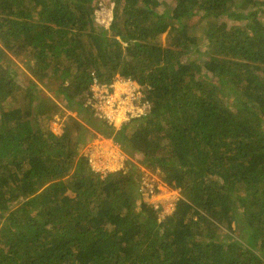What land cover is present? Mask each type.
Here are the masks:
<instances>
[{
	"label": "trees",
	"instance_id": "obj_1",
	"mask_svg": "<svg viewBox=\"0 0 264 264\" xmlns=\"http://www.w3.org/2000/svg\"><path fill=\"white\" fill-rule=\"evenodd\" d=\"M117 76L151 103L119 128L87 104ZM40 84L84 121L49 129ZM97 134L179 188L171 214L134 162L93 170ZM0 264H264V0H0Z\"/></svg>",
	"mask_w": 264,
	"mask_h": 264
},
{
	"label": "built area",
	"instance_id": "obj_2",
	"mask_svg": "<svg viewBox=\"0 0 264 264\" xmlns=\"http://www.w3.org/2000/svg\"><path fill=\"white\" fill-rule=\"evenodd\" d=\"M117 79L109 84L96 80L87 104L93 107L95 116L119 128L133 118L147 114L151 109V103L141 90L140 85V89L134 86V80ZM84 155L88 158L93 170L102 175L124 169L128 160L127 153L120 144L115 142L112 137H104L101 134H97L87 144ZM145 187L148 188V184L145 183L141 186L142 192H144L143 188ZM149 188L151 192L155 190L153 186Z\"/></svg>",
	"mask_w": 264,
	"mask_h": 264
},
{
	"label": "rangeland",
	"instance_id": "obj_3",
	"mask_svg": "<svg viewBox=\"0 0 264 264\" xmlns=\"http://www.w3.org/2000/svg\"><path fill=\"white\" fill-rule=\"evenodd\" d=\"M101 1L105 2L106 4L109 3V0H101ZM102 11L104 12L105 9H103ZM98 14H99V16L97 18V21L100 24H105V26H108L109 20H111L112 13L109 12L107 15H102L104 13L98 12ZM199 42H201L200 47L205 48L206 41L199 38ZM22 56H23V59H20L18 57L14 58V61H15L14 66L18 70V74L15 75V78H16V81L19 82V84H22V88H25L29 85V83H28L29 79L27 77L30 78L31 75H30L28 68H27V59H26L25 55H22ZM116 78H118V76ZM133 84H134V86L139 88V84L136 81H133ZM39 86H40V89H38V92L40 94L42 93L45 96L49 95L51 98H54L61 105V107L65 110V112H64L65 115L62 116L59 113H57V114H55V116L52 119L48 120L49 129H51L52 131H54L57 134H61L63 132V127L65 125L64 121H65V119H67V117L69 115L75 116L80 121H84L79 116L80 114L77 111H72L70 109H67V107L63 106L61 99L59 97H57L56 95H53L44 84H40ZM232 100H233L232 97L227 99V102L231 107H233V105H232L233 101ZM87 113H89V112H87ZM94 115H95V112H94ZM90 117L92 119L94 118L92 116V113H91ZM116 127L118 128V126H116ZM130 129H132V126L130 127ZM89 137H90V139L87 142V144L90 143L95 138V137L91 138V136H89ZM87 144L84 147H82V149H81L83 154H85ZM127 157H128V160L137 164V166H139V168L142 172V176H141L140 181H139L140 187L143 186V184H145V183L148 184V188L147 187L143 188V190H144L143 194H144L145 199H147L148 202L150 204H153L157 209L162 207V210L160 211V214L162 217L166 213L167 214L172 213L174 208H175L176 201L178 200V198L181 197V192H180L179 188L175 187L172 184L167 183L164 180L162 173L160 172V170L158 168L153 169L152 167H147V166L143 165L140 162V160L143 158V156L141 154L140 155L138 154L135 156H129L127 154ZM111 172H114V171H111ZM150 186H153V188L155 189L153 192H151V190L149 188ZM237 231L240 232L239 230H237Z\"/></svg>",
	"mask_w": 264,
	"mask_h": 264
},
{
	"label": "clouds",
	"instance_id": "obj_4",
	"mask_svg": "<svg viewBox=\"0 0 264 264\" xmlns=\"http://www.w3.org/2000/svg\"><path fill=\"white\" fill-rule=\"evenodd\" d=\"M175 209V208H174ZM171 214V213H170Z\"/></svg>",
	"mask_w": 264,
	"mask_h": 264
}]
</instances>
